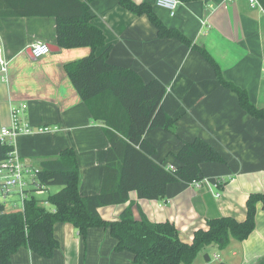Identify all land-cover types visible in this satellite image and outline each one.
<instances>
[{"label": "crops", "instance_id": "0c3cea01", "mask_svg": "<svg viewBox=\"0 0 264 264\" xmlns=\"http://www.w3.org/2000/svg\"><path fill=\"white\" fill-rule=\"evenodd\" d=\"M145 1L166 26L202 43L224 78L244 88L256 107L264 106L262 8L251 7L248 0H192L179 2L175 14L170 15L156 0ZM89 11L91 22L103 31L106 45H110L108 62L134 69L143 81L157 78L166 86L162 107L175 119V126L144 132L143 137L155 148L153 159L167 169L176 167L178 160L173 153L182 140L196 136L212 145L222 158L201 163L196 179L199 186L171 182L159 199H139L131 190L125 203L99 207L100 217L116 220L133 201L135 218L141 211L152 222L168 221L186 243L192 242L196 230L207 228L208 219L228 216L245 220L249 195L264 193V120L242 109L237 96L219 83L213 67L199 52L175 38L159 37L147 15L132 14L117 0H92ZM36 41L48 43L50 52L34 57L30 45ZM0 47L7 61L6 72L0 70V129L10 126L11 109L23 103V117L30 127L11 143L13 155L29 168L25 174L28 186L22 200L16 191L7 196L0 192L4 211L22 209L24 199L31 195L47 209H54L46 198L61 186L39 189L30 179L42 160L55 159L65 149L74 152L79 193H97L109 142L104 125L92 118L65 64L91 52L98 55L104 46L93 50L89 46L60 48L52 16H0ZM42 127L48 130H39ZM53 235L59 245L51 257H41L21 246L11 255L12 264H135L131 252L115 250L116 240L108 227H89L83 236L72 224L55 223ZM217 262L264 264L261 202L256 203L255 226L246 238H231L224 248L209 243L191 264Z\"/></svg>", "mask_w": 264, "mask_h": 264}, {"label": "trees", "instance_id": "16d2710c", "mask_svg": "<svg viewBox=\"0 0 264 264\" xmlns=\"http://www.w3.org/2000/svg\"><path fill=\"white\" fill-rule=\"evenodd\" d=\"M92 0H0V16H52L56 24V42L60 48L89 46L93 52L65 64V70L92 118L104 125L109 146L97 193H79V171L71 149L62 150L55 159L40 162L35 177L39 189L58 185L46 201L54 205L47 209L33 195L24 199L22 209L5 212L0 202V264H12L11 255L21 246L37 255L49 258L59 242L53 235L55 223H69L84 236L89 227H108L116 240L115 250L129 251L135 264H191L197 252L209 243L224 248L229 240L241 241L255 226L256 203L264 208V193H251L246 201V218L237 221L222 216L208 219L206 229L194 232L191 243L179 238L178 230L168 222H152L140 211L133 215V201L116 220L100 217L98 208L125 203L129 191L137 197L159 199L165 195L168 183L191 182L199 179L200 165L220 161L217 150L200 137L182 140L174 154L178 164L173 170L153 159L154 146L143 137L149 128L174 129L175 119L162 107L166 86L157 78L143 81L132 68L107 61L110 45L103 31L91 22ZM132 14L147 15L159 37L175 38L196 50L209 62L220 84L233 92L240 106L250 116L264 120V106L256 107L244 88L224 78L222 71L202 43L192 41L183 32L166 26L151 4L145 0H117ZM192 0H179L189 2ZM264 10V0H258ZM13 146L0 140V163ZM33 190H36L35 188ZM216 264H227L217 262Z\"/></svg>", "mask_w": 264, "mask_h": 264}, {"label": "built area", "instance_id": "2783aa9c", "mask_svg": "<svg viewBox=\"0 0 264 264\" xmlns=\"http://www.w3.org/2000/svg\"><path fill=\"white\" fill-rule=\"evenodd\" d=\"M179 3V0H156V5L158 7L165 8L168 10L170 15L175 14L176 7ZM248 3L251 7L262 8L258 0H248ZM204 24V21L202 22ZM30 51L32 55L36 58L41 57L50 52V46L46 42L36 41L31 43ZM7 61L3 56V51L0 47V70L1 72H6ZM26 108V104H21L19 107H13L11 109V124L10 126H3L0 129V140L2 142L11 143L14 141L16 136L22 131H29L30 127L25 121L23 114ZM39 130H48L47 127H42ZM170 170L175 169L174 166H168ZM29 172L27 168L18 156L13 155V151L8 153V156L5 160L0 163V192L3 196L17 192L20 195L22 200L24 197V189L28 186V182L25 179V174ZM35 171L31 175V182L36 186L37 181L35 177ZM196 186L200 185V182L197 180H192Z\"/></svg>", "mask_w": 264, "mask_h": 264}, {"label": "water", "instance_id": "95a60500", "mask_svg": "<svg viewBox=\"0 0 264 264\" xmlns=\"http://www.w3.org/2000/svg\"><path fill=\"white\" fill-rule=\"evenodd\" d=\"M205 258H206V260H208V259H209L207 255L205 256Z\"/></svg>", "mask_w": 264, "mask_h": 264}, {"label": "rangeland", "instance_id": "374dc122", "mask_svg": "<svg viewBox=\"0 0 264 264\" xmlns=\"http://www.w3.org/2000/svg\"><path fill=\"white\" fill-rule=\"evenodd\" d=\"M16 198L13 197V200H15ZM212 257V256H211ZM213 259V258H212Z\"/></svg>", "mask_w": 264, "mask_h": 264}]
</instances>
